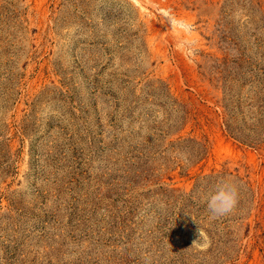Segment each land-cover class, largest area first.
I'll use <instances>...</instances> for the list:
<instances>
[{"label":"rangeland","instance_id":"1","mask_svg":"<svg viewBox=\"0 0 264 264\" xmlns=\"http://www.w3.org/2000/svg\"><path fill=\"white\" fill-rule=\"evenodd\" d=\"M0 264H264V0H0Z\"/></svg>","mask_w":264,"mask_h":264},{"label":"clouds","instance_id":"2","mask_svg":"<svg viewBox=\"0 0 264 264\" xmlns=\"http://www.w3.org/2000/svg\"><path fill=\"white\" fill-rule=\"evenodd\" d=\"M174 26L187 29L189 33L194 31V26L184 18H179L173 21ZM188 153L179 154L183 162L188 161ZM241 184L234 177H222L216 186L204 198L207 211L211 219H218L232 214L240 199Z\"/></svg>","mask_w":264,"mask_h":264}]
</instances>
